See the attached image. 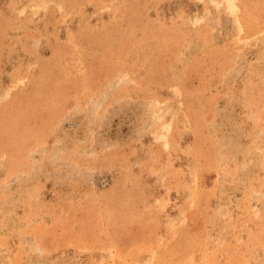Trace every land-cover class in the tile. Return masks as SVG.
Returning a JSON list of instances; mask_svg holds the SVG:
<instances>
[{"label":"rangeland","instance_id":"rangeland-1","mask_svg":"<svg viewBox=\"0 0 264 264\" xmlns=\"http://www.w3.org/2000/svg\"><path fill=\"white\" fill-rule=\"evenodd\" d=\"M0 264H264V0H0Z\"/></svg>","mask_w":264,"mask_h":264}]
</instances>
